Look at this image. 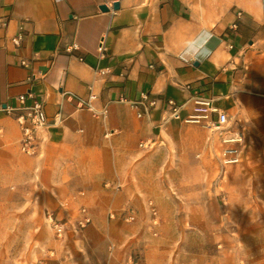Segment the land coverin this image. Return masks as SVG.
Listing matches in <instances>:
<instances>
[{"label": "crops", "instance_id": "0c3cea01", "mask_svg": "<svg viewBox=\"0 0 264 264\" xmlns=\"http://www.w3.org/2000/svg\"><path fill=\"white\" fill-rule=\"evenodd\" d=\"M28 92L47 116L35 154L20 151L17 121L0 112V243L31 251L12 263L32 264L38 246L55 248L47 264H129L135 248L148 264L149 244L163 243L148 230L193 216L191 202L181 211L191 193L171 191L193 158L195 99L228 118L262 115L264 0H0V104L16 109ZM89 94L91 110L77 102ZM78 206L91 223L56 239L44 210L71 221ZM128 207L134 223L107 218Z\"/></svg>", "mask_w": 264, "mask_h": 264}, {"label": "rangeland", "instance_id": "374dc122", "mask_svg": "<svg viewBox=\"0 0 264 264\" xmlns=\"http://www.w3.org/2000/svg\"><path fill=\"white\" fill-rule=\"evenodd\" d=\"M261 112L262 115H254L236 111L229 115L227 124L219 127L193 123L198 130L193 158L189 162L185 161L188 156L183 157L185 166L176 169L186 182L181 180L174 192L170 190L174 196L178 192L191 193L192 200L181 201L185 207L181 211L189 212L187 209L192 204L193 216L183 215L181 227L167 224L160 233L152 228L148 230L149 238L159 236L163 241L149 244L148 264H264V109ZM189 177L194 181L192 184L188 183ZM154 206L150 204V226L157 225L159 220ZM80 207L84 206L75 209L71 221L53 214L66 222L61 236L50 227L56 239L68 234L78 235L91 223L92 220L83 228L76 226ZM45 212L43 221L48 224ZM134 212V219L130 221L125 220L123 210L118 214L112 212V216L108 212L107 218L118 217L132 224L137 218L136 210ZM28 245L0 243V256L13 264L12 259L19 250L23 251L22 256L31 252ZM54 249L37 246L32 264H47L53 257L50 251ZM143 258L137 248L131 252L133 264H141Z\"/></svg>", "mask_w": 264, "mask_h": 264}, {"label": "built area", "instance_id": "2783aa9c", "mask_svg": "<svg viewBox=\"0 0 264 264\" xmlns=\"http://www.w3.org/2000/svg\"><path fill=\"white\" fill-rule=\"evenodd\" d=\"M232 28L235 27L233 24ZM19 38H14L15 43L19 42ZM99 50L102 51L100 43ZM25 65V62H21ZM108 70V68H105ZM104 69V70H105ZM29 79L32 81L35 79L34 74H31ZM94 98L93 94H89L86 100L78 99L77 102L80 107L92 109L91 100ZM17 102L19 106L15 109L6 105L0 104V112L13 115L20 128V140L19 149L22 153L27 155H33L37 152L39 147V133L47 126V116L45 114L44 105L41 100L37 99L32 93L21 94L17 96ZM142 99H147V94L143 93ZM170 106L171 114L175 117L178 116V105L172 99L167 101ZM196 107H194L192 113L187 117L186 121L193 123H204L208 127H219L227 124L228 117L226 113L220 111L215 107L210 99H195ZM143 112L147 110V105L141 104ZM141 115V112L138 113ZM214 115V116H213ZM124 217L125 220L130 221L134 219L135 212L131 208H125ZM79 218L76 220V226L78 228L85 227L91 220L89 213L85 207L79 208ZM112 216L113 213L109 212ZM45 218L48 225L54 230V232L61 236L65 232L66 222L56 218L51 211L45 212ZM129 264H133L132 261Z\"/></svg>", "mask_w": 264, "mask_h": 264}, {"label": "water", "instance_id": "95a60500", "mask_svg": "<svg viewBox=\"0 0 264 264\" xmlns=\"http://www.w3.org/2000/svg\"><path fill=\"white\" fill-rule=\"evenodd\" d=\"M113 7L116 8V7H117V4L114 3V4H113ZM100 8L103 9V10H105V7H104V6H101ZM3 106H4V105H3Z\"/></svg>", "mask_w": 264, "mask_h": 264}]
</instances>
